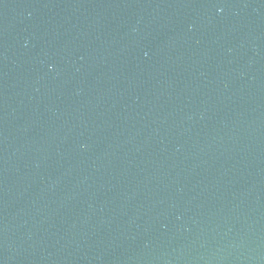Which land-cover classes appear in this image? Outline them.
<instances>
[{"label": "water", "instance_id": "1", "mask_svg": "<svg viewBox=\"0 0 264 264\" xmlns=\"http://www.w3.org/2000/svg\"><path fill=\"white\" fill-rule=\"evenodd\" d=\"M0 264H264V0H0Z\"/></svg>", "mask_w": 264, "mask_h": 264}]
</instances>
